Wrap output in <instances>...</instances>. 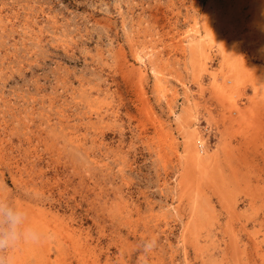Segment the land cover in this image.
I'll return each mask as SVG.
<instances>
[{
	"label": "rangeland",
	"instance_id": "obj_1",
	"mask_svg": "<svg viewBox=\"0 0 264 264\" xmlns=\"http://www.w3.org/2000/svg\"><path fill=\"white\" fill-rule=\"evenodd\" d=\"M0 198L16 264H264V0H0Z\"/></svg>",
	"mask_w": 264,
	"mask_h": 264
},
{
	"label": "clouds",
	"instance_id": "obj_2",
	"mask_svg": "<svg viewBox=\"0 0 264 264\" xmlns=\"http://www.w3.org/2000/svg\"><path fill=\"white\" fill-rule=\"evenodd\" d=\"M48 238L49 233L32 220L28 208L14 198H0V264H16V249L39 245ZM155 246L154 238L145 239L141 244L144 253Z\"/></svg>",
	"mask_w": 264,
	"mask_h": 264
}]
</instances>
